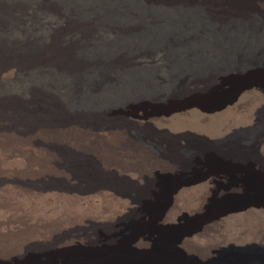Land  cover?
Returning a JSON list of instances; mask_svg holds the SVG:
<instances>
[{"label": "bare ground", "instance_id": "1", "mask_svg": "<svg viewBox=\"0 0 264 264\" xmlns=\"http://www.w3.org/2000/svg\"><path fill=\"white\" fill-rule=\"evenodd\" d=\"M114 1L117 5L113 9H104L103 13L99 12L102 13L100 16L97 15V9L93 8L88 15L81 16L74 9L67 10L65 5L54 0H38L33 6L18 1L7 4L0 0V74L13 69L19 79L34 74L45 77L53 76L55 72L64 73L74 79L73 87H69L74 97L81 91L77 83L79 77L91 70H107L100 80L98 77L92 78L85 88L88 94L95 95L105 86L117 87L119 76L132 73L139 77L138 83L148 86L149 81L142 75L145 68L169 67L172 54L177 52L185 58L180 63L190 64L187 68L194 75H177L174 68L169 67V78L172 80L170 91L176 89L177 92L188 93L200 86L218 91L229 84L232 93L221 103L211 106L191 100L140 115L137 110H145V106H142L133 110V113L129 110L131 116L160 122L195 112L203 116L219 115L236 107L247 94L254 91L260 93L259 105L249 120L235 122L217 134L222 138L218 147L181 146L162 144L154 138L134 133L133 122L124 111L110 110L111 116L117 114L111 121H97L93 112L69 110L58 98L51 83L32 85L28 87V99L24 98L26 101L23 103L15 104L0 99V154L3 155L0 157V173L8 174L17 195L30 197L31 200H28L34 206L38 201L49 202L50 199L68 202L69 205V202L79 203L99 195L115 194L129 199H117L124 208L128 209L129 203L144 205L139 218L142 224L174 216L171 209L180 195L188 189L205 186L212 180L211 176H234L222 188L226 192L264 189V82L249 80L233 85L230 84L232 77L225 78L231 73L250 70L264 73V49L260 48L264 46V0ZM139 7L144 8L142 13L137 12ZM166 11L174 17L172 21L181 19L192 26L190 28L185 23L186 33L169 39L171 49L159 47L150 53L134 49L132 53L120 48L107 62H101L98 58L89 61L83 57L90 49L111 46L121 40L152 36L149 34L167 38L164 34L165 21L158 15ZM121 18L129 19V22H108L109 19ZM203 44L209 50H202ZM165 95L158 91L155 96L163 98ZM106 113L110 114L109 111ZM243 125L255 132L240 135L244 131ZM107 138L122 147L130 144L141 147L153 158L162 159L178 169L201 168L202 172L191 178L176 180L165 179L161 173L154 178H147L142 185L133 182L144 190L145 201L142 202L132 192L118 191L102 181L97 184V175L102 172L96 158L97 140ZM19 162H24L28 169H24ZM55 175L69 181L89 178L94 183L80 188L71 184L61 186L41 183L45 177ZM108 190L113 194L106 192ZM153 202L159 203L157 210L151 207ZM6 205L15 208V202L8 200ZM262 211L264 200L250 199L239 205L209 212L197 226L176 237L159 240L145 231L143 226L133 229L117 226L113 235L98 237L100 246L95 244L94 248L81 250L77 255L52 250L45 254L30 251L21 258L13 259L11 264H204L198 258L186 260L184 250L191 249L192 239L200 237L210 227L218 226L220 221ZM249 243L264 245V241L260 240L244 242ZM228 244L231 243H225ZM144 247H149V250ZM220 264H264V255L224 258Z\"/></svg>", "mask_w": 264, "mask_h": 264}, {"label": "rangeland", "instance_id": "2", "mask_svg": "<svg viewBox=\"0 0 264 264\" xmlns=\"http://www.w3.org/2000/svg\"><path fill=\"white\" fill-rule=\"evenodd\" d=\"M1 1L7 4L18 1L31 6L38 3V0ZM54 1L65 5L64 7L67 10L74 9L77 14L81 16L88 15L92 8L97 9V15L100 16L105 10L113 9L117 5H115V1L113 2V0ZM137 9L138 11H136L138 13L144 11L142 7ZM99 12L102 13L99 14ZM168 12L169 11L161 14L158 13L162 21H165L166 27L164 28V34H166L167 38H164V36L160 38L158 35L154 36L153 34H149L153 37L143 36L142 38L127 41L121 40L117 44L111 46H101L102 48L99 47L94 50L90 49V51H86L85 54H83V57L87 58L89 61L98 58L97 60L101 62H107L120 48L126 50V52L129 50L132 53L134 49L142 50L144 53L157 51L159 47L171 49V41L169 39L173 36L180 37L184 35V33H186V30H184L185 23L188 24L190 28H192V26L187 21L184 22L181 19L172 21L174 17ZM114 21L115 23H124L129 22V19L121 18L112 21L110 19L108 20V22L111 23H114ZM260 48L263 50L264 46H260ZM203 49L209 50L208 46L206 45L205 47L204 44L202 46V50ZM256 53H254V55L258 54ZM173 55H175V57H173ZM178 56L177 52H174L170 58V64L174 68L173 70L178 73L177 75L187 73L194 75L187 68V65L190 66V64L184 62L180 63V60L185 58L182 57V55L181 57ZM171 66L169 65V67ZM149 67H146L143 73L141 71L142 75L149 81L148 86L147 84L144 85L142 82L138 83L137 79L139 77L137 78V74L132 73V75L119 76L117 78L119 83H117V87L105 86L102 88L103 90H99L95 95L88 94L85 88L92 78L98 77L97 79L100 80L103 75L107 74V70L98 71L97 69V72L93 70L88 71L87 74L78 78L77 83L80 84L81 91L74 97L70 94L74 79L67 74L55 72L53 76L50 75L45 77L34 74L27 78L19 77L18 79L17 72L13 69H9V72L6 71L0 74V99L15 104L23 103L28 99V87L32 85L44 86V84L47 85V83H51L56 90L55 93H57L58 98L66 104L69 110L75 112H93L97 121L101 120L106 122L111 121V119L117 115L111 116L110 110H121L128 113V118L132 120L134 133H140L141 135L154 138L157 142L162 144H177L181 146L191 144L201 147H218L219 140L222 138L217 134L235 122L249 120L260 102V93L254 91L247 94L236 107L219 115L203 116L195 112L177 115L175 118L173 117L170 118V120L167 119L160 122H139L138 118L133 115L131 116L130 112L132 111L133 113V110L140 109L142 106H145V110L149 109V113L153 112L155 109L161 110L191 100L199 102L204 106H211L221 103L232 93V88L229 84H225L224 88L218 91L207 90L201 86L188 93L177 92L176 89L175 91H170L169 89L172 88V80L169 78L170 72L168 70L170 68L168 66H166V68L165 66L160 68H155L153 66ZM231 74L226 75L225 78L232 77L230 80L232 82L230 84L233 85L245 83L249 80L264 82V73L260 71L250 70ZM158 91L165 93V97L157 98L155 95ZM24 98L26 100H23ZM108 111L110 114L106 113ZM137 111L139 114L140 110ZM79 114L83 113L79 112ZM128 129L131 130L130 127H128ZM242 129H244V131L241 132L240 135H251L255 132L249 130V126L246 125H243ZM112 143L113 142L108 138L100 139V141L99 139L97 140L96 158L102 170L101 174L97 175V184L102 181L101 183H108L118 191L132 192L140 201L145 198L144 190L133 182L137 184L141 183L140 185H142L147 178H154L157 175H161V173L163 177L165 176V179L176 180L191 178L202 172L201 168L178 169L164 162L162 159L153 158L145 149L138 146L130 144L126 147H122V145ZM262 154L264 157V148L262 149ZM2 156L3 155L0 154V157ZM19 163L24 169H28L24 162ZM231 177L233 178L234 176H211L212 180L208 181L205 186H200L196 189H188L180 195V198L177 199L171 209L174 216H170L167 220H149L140 224V213H142L144 205L129 203L128 209L124 208L122 203L117 202V199L121 198L129 201L126 197L115 194L113 196L99 195L97 196L98 198H91V201L83 200L79 203L69 202V205L67 204L68 202L65 203L50 199L49 202L40 201L42 204L38 201V205L34 203L33 206L32 201L30 202V197L17 195L16 188L14 184L10 182L8 174L0 173V203H2V205H0V264H11L13 259L19 258L20 256L23 257L26 252L30 251L38 254H45L52 250L60 251L64 254L70 255L71 253L75 255L81 250L83 251L90 247L94 248L96 246L95 244H97V247L100 246V240L98 238L100 235H113L117 231V226L122 225L130 229L143 226L145 231L147 230V232L152 233L156 240L166 237L173 238L197 226L209 212L211 213L223 209L224 207L239 205L250 199L264 200V189L244 191L229 190L227 192L222 190L225 185L227 186L229 184L228 182L231 180ZM65 179V177L55 175L45 177L41 183L61 186L71 184L77 188L87 187L94 183L92 181L93 179L89 178L73 179L70 181ZM106 192L113 194L110 190ZM8 200L11 203L15 202V208H10V206L6 205ZM35 204L39 207L37 208ZM41 205L43 206L42 208ZM151 207L157 210L159 203L153 202ZM252 240L255 242H257V240L264 241L263 211L244 213L220 221L218 226H212L200 237L198 236L192 239L190 241L191 249L184 250V252L187 255L186 260L198 258L204 264H220L222 259L236 256L264 255V245L259 243L244 244V242ZM226 242L231 244L225 245ZM144 249L149 250V247H144Z\"/></svg>", "mask_w": 264, "mask_h": 264}, {"label": "trees", "instance_id": "3", "mask_svg": "<svg viewBox=\"0 0 264 264\" xmlns=\"http://www.w3.org/2000/svg\"><path fill=\"white\" fill-rule=\"evenodd\" d=\"M147 111H148V112H147ZM150 113H151V112H150ZM150 113H149V109L142 110V111L139 112L140 115H146V114H150ZM138 120H139V122H143V121H144L143 119H141V120L138 119ZM150 120H151V121H154V120H152V119H150ZM144 122H146V121H144Z\"/></svg>", "mask_w": 264, "mask_h": 264}]
</instances>
